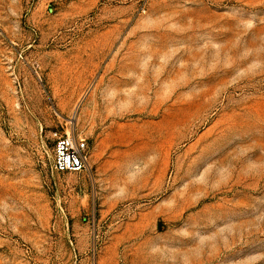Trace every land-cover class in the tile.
I'll use <instances>...</instances> for the list:
<instances>
[{
	"label": "rangeland",
	"instance_id": "1",
	"mask_svg": "<svg viewBox=\"0 0 264 264\" xmlns=\"http://www.w3.org/2000/svg\"><path fill=\"white\" fill-rule=\"evenodd\" d=\"M0 264H264V0H0Z\"/></svg>",
	"mask_w": 264,
	"mask_h": 264
},
{
	"label": "built area",
	"instance_id": "2",
	"mask_svg": "<svg viewBox=\"0 0 264 264\" xmlns=\"http://www.w3.org/2000/svg\"><path fill=\"white\" fill-rule=\"evenodd\" d=\"M54 140L53 169L57 172L80 173L88 164V146L82 137L69 132H52Z\"/></svg>",
	"mask_w": 264,
	"mask_h": 264
}]
</instances>
